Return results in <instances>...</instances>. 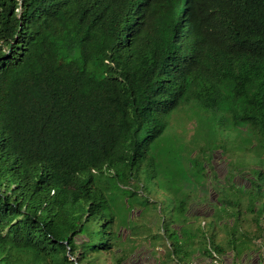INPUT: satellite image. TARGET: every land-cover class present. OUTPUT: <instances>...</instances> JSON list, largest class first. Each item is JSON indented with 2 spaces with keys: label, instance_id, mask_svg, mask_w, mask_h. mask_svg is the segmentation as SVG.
I'll return each instance as SVG.
<instances>
[{
  "label": "trees",
  "instance_id": "obj_1",
  "mask_svg": "<svg viewBox=\"0 0 264 264\" xmlns=\"http://www.w3.org/2000/svg\"><path fill=\"white\" fill-rule=\"evenodd\" d=\"M232 129L253 137L249 188L213 164ZM148 185L179 215L160 264H264V0H0V264L158 256ZM209 188L226 210L190 231Z\"/></svg>",
  "mask_w": 264,
  "mask_h": 264
},
{
  "label": "rangeland",
  "instance_id": "obj_2",
  "mask_svg": "<svg viewBox=\"0 0 264 264\" xmlns=\"http://www.w3.org/2000/svg\"><path fill=\"white\" fill-rule=\"evenodd\" d=\"M172 125L173 128H175V133L179 135L181 138H184L185 141H191L193 138L196 139V136L198 134H201L202 132V126H198V120H194L191 118L190 113L185 112H179L174 115L172 119ZM191 128V129H190ZM172 136L173 141L176 140L175 135L172 133V128L170 127L167 131V133ZM249 132L246 130H240V129H232L228 130L225 133H223V140L224 144L221 146L219 151L214 152V159L213 164L215 165V168L218 171L219 176L221 177V180H225L224 185L229 186L230 181V173H231V179L235 174V183L238 186H247L250 187V184L248 182L249 179H251L252 175L249 173L251 170V167L254 166L257 161L255 158L256 153L254 150H251V148L248 149L249 146H251L252 138L250 135H247ZM252 136V135H251ZM172 141V142H173ZM227 161V162H226ZM227 163L230 164V167L227 166ZM235 170V172H233ZM212 182L213 179H211ZM216 183V182H215ZM149 192H146L145 197L149 198V202H145L144 205H142V211H143V222L145 226L152 227L151 233L156 234L160 233L162 237H164V234H166L168 239L162 240H156V238H151L150 241L154 246H158V256L154 255L152 251L145 252L143 256L130 260L129 264H160L159 261L161 259L166 258L165 253L172 254V250L169 247V244L172 243V240L175 236L172 235V228H171V217H174L176 219H179V215L177 210L175 209L177 205H165L164 202V196L161 192L158 194H154V192H151L153 186H149ZM209 197L212 199V203L206 202L202 204L201 202H193L194 204L191 207V215H205L207 217H211L214 214L215 209V217L217 218L222 213L225 212L226 208L224 205H217V200L220 198V195H217L213 188H209ZM153 191V190H152ZM208 196V195H207ZM146 199L144 197H139V201H145ZM147 201V200H146ZM213 202L216 205H212ZM249 205L247 203V199H242V205H240L239 210L241 212L240 215V228L239 233H246L247 235L250 234V236L253 235V232L256 230V224L254 221V214L251 212H248ZM162 209V212H161ZM119 213L127 216V211L123 208H120ZM158 217V223L156 225L153 217ZM206 218L202 221L198 222V217L191 218L193 224H190V226H187L188 230L192 231L199 225L200 227H203L207 223V228H210V220L211 218ZM165 221V222H163ZM143 225V224H142ZM219 236L220 239H224L225 231L222 226L219 227ZM146 232V231H142ZM149 233V231H147ZM146 232V234H147ZM225 235V236H224ZM130 236V235H128ZM146 242H149V239L146 237ZM168 241V242H167ZM256 241V240H255ZM256 255L253 254V256L247 260V263L249 264H256ZM107 263L111 264L112 261L110 258H107ZM201 264H204L201 262Z\"/></svg>",
  "mask_w": 264,
  "mask_h": 264
},
{
  "label": "bare ground",
  "instance_id": "obj_3",
  "mask_svg": "<svg viewBox=\"0 0 264 264\" xmlns=\"http://www.w3.org/2000/svg\"><path fill=\"white\" fill-rule=\"evenodd\" d=\"M202 48V47H201ZM210 72V71H209ZM207 74V73H206ZM196 86V85H195ZM172 88V87H171ZM188 95V94H187ZM191 129V128H190Z\"/></svg>",
  "mask_w": 264,
  "mask_h": 264
}]
</instances>
